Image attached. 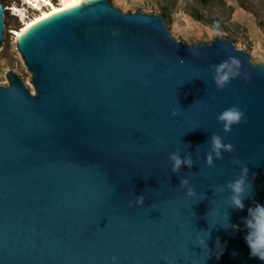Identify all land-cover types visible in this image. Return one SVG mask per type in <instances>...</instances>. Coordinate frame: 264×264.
<instances>
[{
  "label": "water",
  "instance_id": "1",
  "mask_svg": "<svg viewBox=\"0 0 264 264\" xmlns=\"http://www.w3.org/2000/svg\"><path fill=\"white\" fill-rule=\"evenodd\" d=\"M78 5L17 37L33 93L11 72L0 85V264H264L244 240L264 205V59L223 37L179 42L162 15ZM3 34L0 3V47ZM233 58L239 75L218 90L215 66ZM234 106L244 119L225 133L217 116ZM214 134L234 151L209 168ZM176 151L193 159L178 176ZM242 166L252 189L233 210L217 188ZM205 232L209 250L226 245L219 259L197 245Z\"/></svg>",
  "mask_w": 264,
  "mask_h": 264
},
{
  "label": "rangeland",
  "instance_id": "2",
  "mask_svg": "<svg viewBox=\"0 0 264 264\" xmlns=\"http://www.w3.org/2000/svg\"><path fill=\"white\" fill-rule=\"evenodd\" d=\"M111 5L123 13L139 11L146 14L160 15L159 6L170 8L172 23L167 26L175 40L182 43H209L216 37L227 38L237 49L248 54L252 63L257 64L264 59V32L258 27V22L264 20L263 0H241L252 13L239 7L236 0H223L224 5L219 9L202 8L190 0H108ZM29 0H6L3 10L8 11V25L4 26L3 42L0 47V85L7 84V73L16 74L25 87L33 93L30 84V74L24 67L16 48L13 31L22 24V18L12 10L18 7L27 21L38 12L27 6ZM59 0H57L58 4ZM232 9L229 12L228 9ZM12 10V12H10ZM200 12L205 19L222 17L228 30L215 28L213 24H202L189 16L191 11ZM219 29V30H217Z\"/></svg>",
  "mask_w": 264,
  "mask_h": 264
},
{
  "label": "clouds",
  "instance_id": "3",
  "mask_svg": "<svg viewBox=\"0 0 264 264\" xmlns=\"http://www.w3.org/2000/svg\"><path fill=\"white\" fill-rule=\"evenodd\" d=\"M27 6H31L28 3ZM12 12V10L10 11ZM17 16V14H16ZM235 66V67H233ZM239 75L238 62L233 58L231 62L224 61L221 64L215 66L213 83L218 90H223L227 87L231 79ZM173 116L176 115L175 112L172 113ZM244 119V113L238 107H232L222 111L217 116V121L222 125V129L225 133L230 132L234 126H239ZM208 151L205 155V163L209 168L215 167V162L222 160L225 153H232L234 151L233 146L229 143H225L223 138L219 135H211L208 140ZM171 164V173L179 175L181 169L191 170L193 167V159L191 154H185L181 157V152L176 151L169 155L168 157ZM234 163L239 164V161L233 160ZM249 169L246 166L240 168L239 177L230 181L226 185L218 186L217 191L223 192L227 190L230 195L229 208L233 210H243L244 200L247 198L248 194L252 189V184L248 179ZM180 186L183 187L185 195L188 198L196 200L197 192L191 187L190 182L187 178L180 180ZM197 202L199 200H196ZM144 197L137 196L136 203L138 205H143ZM247 232L244 236L245 243L249 249V255L251 258H255L264 262V205L259 203L255 204L253 207L248 208V215L245 219ZM231 228L225 229H236L235 225H231ZM207 233V238H198L197 245L203 248L207 254L216 256L219 259L223 253L226 245H222L217 239L215 249L209 250L207 248L206 240L208 239L210 233ZM113 264H116V258L113 257Z\"/></svg>",
  "mask_w": 264,
  "mask_h": 264
},
{
  "label": "trees",
  "instance_id": "4",
  "mask_svg": "<svg viewBox=\"0 0 264 264\" xmlns=\"http://www.w3.org/2000/svg\"><path fill=\"white\" fill-rule=\"evenodd\" d=\"M6 0H0V3L2 4V6L4 7V2ZM50 2H52L54 5L57 4V0H49ZM196 4H199L202 8H206V9H210V8H215V9H219L221 6L224 5L223 0H190ZM239 4V7L245 11H248L250 13L251 10L248 9L241 0H236ZM264 2V0H263ZM229 12L232 11V9H228ZM159 13L160 15H162L165 18L166 24L167 26H170L172 23V17H171V12H170V8L167 5H160L159 6ZM189 16L191 18H193L195 21H198L202 24H213L215 28H221L223 30H228L225 28L224 26V19H222V17H209L207 19H205V17L198 11H191L189 13ZM8 11L4 10V26L6 28V26L8 25ZM258 27L264 32V20H260L258 23ZM21 25H19L17 27V29L20 27ZM219 30V29H217Z\"/></svg>",
  "mask_w": 264,
  "mask_h": 264
},
{
  "label": "bare ground",
  "instance_id": "5",
  "mask_svg": "<svg viewBox=\"0 0 264 264\" xmlns=\"http://www.w3.org/2000/svg\"><path fill=\"white\" fill-rule=\"evenodd\" d=\"M79 1V0H78ZM29 4L32 5V8L38 12L35 16L31 17L29 20L24 19V14H22L23 9H19L18 7H12V10L22 18L21 26L13 31V35L15 37V42H18L17 37L22 34L26 29H28L32 24H34L37 20L56 12V9H62L72 3V0H59L58 4L54 5L49 0H29ZM27 3V4H28Z\"/></svg>",
  "mask_w": 264,
  "mask_h": 264
},
{
  "label": "snow or ice",
  "instance_id": "6",
  "mask_svg": "<svg viewBox=\"0 0 264 264\" xmlns=\"http://www.w3.org/2000/svg\"><path fill=\"white\" fill-rule=\"evenodd\" d=\"M47 2V0H46ZM78 0H72V3H70L68 5V8H65V9H56L55 11L58 13V12H66V11H69L71 8H75V7H78Z\"/></svg>",
  "mask_w": 264,
  "mask_h": 264
}]
</instances>
